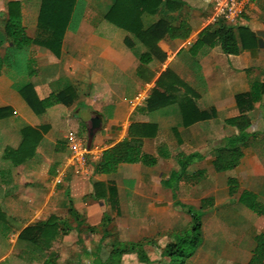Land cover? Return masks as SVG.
Instances as JSON below:
<instances>
[{
	"label": "crops",
	"instance_id": "1",
	"mask_svg": "<svg viewBox=\"0 0 264 264\" xmlns=\"http://www.w3.org/2000/svg\"><path fill=\"white\" fill-rule=\"evenodd\" d=\"M18 1L26 34L36 41L29 52L36 74L20 75L7 67L0 71V239L14 226L21 227L18 240L27 226L50 216L65 218L71 200L82 224L98 225L104 215L111 217L102 206L115 209L137 234L125 242L155 238L157 248L144 247L148 264H165L159 249L170 242V234L186 231L191 223L182 206L199 209L212 198L213 206L202 213V243L186 264L210 247L211 257L240 258V264H247L255 237L264 235V216L236 200L230 203L228 179L238 181V195L252 193L264 206V96L246 112L251 126L238 168L216 172L211 163L226 139L238 135L227 124L240 115L237 97L264 80V0H252L236 23H227L261 34L256 48L231 56L219 45L195 47L202 32L219 19L220 0H131L143 30L160 21L172 26L185 22L190 29L184 39L164 36L156 54L133 32L105 19L115 0H79L77 28L64 32L57 52L46 45L51 31L38 27L41 0ZM8 3L0 1L4 27ZM4 27L0 57L9 46ZM147 54L142 65L140 58ZM28 84L40 100L51 95L62 100L38 114L19 92ZM184 111L192 112L187 124ZM92 115L101 119V128L86 155L87 174H75L70 139L87 145ZM132 126H142L135 135L156 165L121 164L115 173L93 174L104 151L130 139ZM192 154L199 157L167 186L178 161ZM95 184L103 189L96 192ZM209 226L239 235L236 245H225L227 240L216 237ZM153 250L159 253L157 263L150 256ZM7 258L9 254L0 255V264Z\"/></svg>",
	"mask_w": 264,
	"mask_h": 264
},
{
	"label": "trees",
	"instance_id": "2",
	"mask_svg": "<svg viewBox=\"0 0 264 264\" xmlns=\"http://www.w3.org/2000/svg\"><path fill=\"white\" fill-rule=\"evenodd\" d=\"M2 1V0H0ZM7 17L5 22V33L9 40V46L5 55L0 57V71L3 67L14 71L20 75L33 76L36 74L34 62L30 59L29 52L35 40L30 38L22 25L21 5L18 0H7ZM79 0H41L38 14L39 29H48L51 31V39L46 45L57 52L64 32L67 29H76L80 17L77 13ZM105 19L114 26L133 32L135 36L148 47L151 53H159L158 42L164 36L171 38L184 39L190 33V29L185 22L177 26H172L166 21H160L149 29L143 30L140 27L137 7L131 0H115L111 8L105 14ZM261 34L251 32L247 27H234L228 25L225 20L218 19L214 24L209 25L201 34L195 47L204 45H219L222 52L228 56L238 55L243 50H251L258 46V37ZM264 46V43H263ZM150 55H143L140 62L143 65L149 60ZM170 73L162 75L165 79ZM20 94L28 105L36 112L41 113L46 108L59 103L62 100L61 95H51L45 100H40L36 95L34 88L28 84L19 89ZM264 96V80L254 82L251 85L249 93L237 97V106L240 115L227 121L229 126L238 130V135L226 139L225 144L217 150V155L212 161V166L216 172L233 171L240 165L242 159V147L246 144L249 134L247 130L251 126L250 119L246 112L252 110L253 106L260 102ZM194 111L195 108H193ZM3 110H0V114ZM192 112L185 113L184 124H187V117ZM142 126H132L130 128V139L118 143L112 148L107 149L101 155L99 162L93 167V174H112L121 164H142L146 167H153L157 161L151 155L143 152L142 140L136 137L135 133ZM199 156L192 154L183 156L179 161L178 171L172 172L167 186L170 182L179 180L185 174V170ZM230 203L237 201L245 205L250 211L257 215L264 216V206L257 200L256 196L249 192H243L238 195L239 184L235 178L228 179ZM103 189V185L95 184L94 190L97 192ZM97 197L100 195L97 193ZM237 197V198H236ZM213 206V199L208 198L202 201L199 209L193 207H184L187 214L191 217V223L188 229L181 233L170 234V242L160 250V258L165 260V264H186L187 260L195 253L202 243V213L204 210ZM4 221V215L0 210V222ZM112 222L111 217L104 215L101 228L104 238H111L112 233L108 225ZM72 223L75 227H72ZM81 215L75 209L73 203L69 202L68 214L65 218L50 216L45 221L27 226L23 229L18 240L30 243L40 251H47L52 244L60 237L66 236L71 230L80 231L83 225ZM110 259H116L121 264L124 256H133L140 263H150L144 247L153 246L157 248L156 239H143L139 242H114L111 241ZM57 254L51 252L42 264H58ZM247 264H264V235L255 237V248Z\"/></svg>",
	"mask_w": 264,
	"mask_h": 264
},
{
	"label": "rangeland",
	"instance_id": "3",
	"mask_svg": "<svg viewBox=\"0 0 264 264\" xmlns=\"http://www.w3.org/2000/svg\"><path fill=\"white\" fill-rule=\"evenodd\" d=\"M3 21L4 19L0 18V29L4 27ZM102 211L113 217L112 222L108 225V229L112 233L111 238L103 237L102 221L98 225L84 223L79 232L76 229L71 230L68 235L58 238L49 250L42 252L30 243L16 240V234L21 227L14 226L12 227L13 229H9L11 231H9L4 239H0V255L5 256L9 254V258L1 264H42L51 252L57 254L56 261L58 264H118L116 259L109 258L112 250L110 242L129 241L130 239H135L137 234L132 232L130 226L123 224L124 219L120 214H116L115 209H108L107 206H102ZM71 225L73 228L75 227L74 223ZM210 228H212L210 230L213 234L215 233L216 237H224L227 240L225 245L230 247L236 245L237 240L235 241V238H238L239 235H227L225 229L221 230V226ZM217 230L220 233L217 234ZM212 249L210 247L205 251L198 252L192 257L193 260H190L189 264H235V261L240 264V258L220 259L211 257L209 254H211ZM150 256L154 260V263H157L159 253L153 250L150 252ZM120 263L140 264L133 256L128 255L124 256Z\"/></svg>",
	"mask_w": 264,
	"mask_h": 264
},
{
	"label": "built area",
	"instance_id": "4",
	"mask_svg": "<svg viewBox=\"0 0 264 264\" xmlns=\"http://www.w3.org/2000/svg\"><path fill=\"white\" fill-rule=\"evenodd\" d=\"M252 0H220L217 2L216 11L219 19L225 20L226 23H236L244 13L246 6ZM70 147L72 149L73 163L75 174H87L88 172V155L87 145L81 146L70 139Z\"/></svg>",
	"mask_w": 264,
	"mask_h": 264
},
{
	"label": "water",
	"instance_id": "5",
	"mask_svg": "<svg viewBox=\"0 0 264 264\" xmlns=\"http://www.w3.org/2000/svg\"><path fill=\"white\" fill-rule=\"evenodd\" d=\"M101 119L96 116V115H92L91 120L87 123V137H88V141H87V148L88 150H90L91 146H92V140L93 137L95 135V133L100 130L101 128Z\"/></svg>",
	"mask_w": 264,
	"mask_h": 264
}]
</instances>
